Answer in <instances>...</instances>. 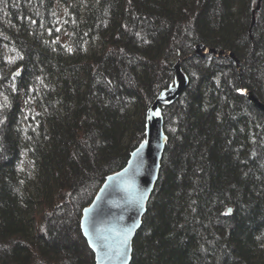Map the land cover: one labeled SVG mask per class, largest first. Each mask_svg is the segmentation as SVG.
I'll use <instances>...</instances> for the list:
<instances>
[{
    "label": "trees",
    "instance_id": "16d2710c",
    "mask_svg": "<svg viewBox=\"0 0 264 264\" xmlns=\"http://www.w3.org/2000/svg\"><path fill=\"white\" fill-rule=\"evenodd\" d=\"M201 43L243 74L183 63L131 264H264V0H0V264H95L83 210Z\"/></svg>",
    "mask_w": 264,
    "mask_h": 264
},
{
    "label": "water",
    "instance_id": "95a60500",
    "mask_svg": "<svg viewBox=\"0 0 264 264\" xmlns=\"http://www.w3.org/2000/svg\"><path fill=\"white\" fill-rule=\"evenodd\" d=\"M209 54L231 57L241 71V61L231 50H217L201 43L194 52L179 55L174 65L175 83L162 90L147 111L146 139L132 152L124 168L107 176L93 202L84 208L81 229L95 255V264H131L134 239L159 180L169 142L163 108L175 104L189 86L190 78L183 70V62L196 55L205 57ZM244 93L264 112V102L254 92L244 88Z\"/></svg>",
    "mask_w": 264,
    "mask_h": 264
},
{
    "label": "rangeland",
    "instance_id": "374dc122",
    "mask_svg": "<svg viewBox=\"0 0 264 264\" xmlns=\"http://www.w3.org/2000/svg\"><path fill=\"white\" fill-rule=\"evenodd\" d=\"M77 2H78V1H77ZM187 54H188V53H187ZM182 55H184V54H182ZM196 56H198V55H196ZM193 57H194V56H193ZM191 58H192V57H191ZM188 59H189V58H188ZM188 59H187V60H188ZM185 61H186V60H185ZM185 61H184V62H185ZM240 61H241V64H240V66H241V71H239V70H238V71H239V73H240V75H241V74H243V73H242V72H243V66H242V63H243V62H242L241 59H240ZM184 62H183V63H184ZM182 65H183V64H182Z\"/></svg>",
    "mask_w": 264,
    "mask_h": 264
},
{
    "label": "snow or ice",
    "instance_id": "6c2138e0",
    "mask_svg": "<svg viewBox=\"0 0 264 264\" xmlns=\"http://www.w3.org/2000/svg\"><path fill=\"white\" fill-rule=\"evenodd\" d=\"M141 147H143V145H141ZM140 150L138 149L137 152H139ZM141 199H143V197H141ZM88 210L85 209V212H87ZM125 243L127 242V236L125 235L124 237ZM99 259V258H98Z\"/></svg>",
    "mask_w": 264,
    "mask_h": 264
}]
</instances>
